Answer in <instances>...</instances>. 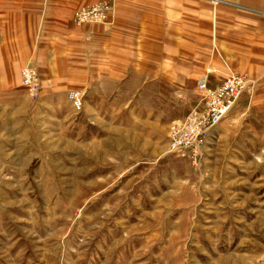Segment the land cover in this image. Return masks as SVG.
Segmentation results:
<instances>
[{
    "label": "rangeland",
    "instance_id": "rangeland-1",
    "mask_svg": "<svg viewBox=\"0 0 264 264\" xmlns=\"http://www.w3.org/2000/svg\"><path fill=\"white\" fill-rule=\"evenodd\" d=\"M243 74L194 164L167 153L177 121L128 138L131 120L98 121L84 95L32 99L20 70L0 87V264H264V71Z\"/></svg>",
    "mask_w": 264,
    "mask_h": 264
},
{
    "label": "crops",
    "instance_id": "crops-1",
    "mask_svg": "<svg viewBox=\"0 0 264 264\" xmlns=\"http://www.w3.org/2000/svg\"><path fill=\"white\" fill-rule=\"evenodd\" d=\"M98 1L0 0V87L19 83L32 57L43 95L82 90L98 121H132L119 127L129 138L200 108L197 84L209 69L212 87L230 71H264V0H115L112 23L77 26L76 8Z\"/></svg>",
    "mask_w": 264,
    "mask_h": 264
},
{
    "label": "built area",
    "instance_id": "built-area-1",
    "mask_svg": "<svg viewBox=\"0 0 264 264\" xmlns=\"http://www.w3.org/2000/svg\"><path fill=\"white\" fill-rule=\"evenodd\" d=\"M113 14L112 2H98L78 8L74 14V22L78 25L109 24ZM212 71L209 69L197 84L203 108L192 112L185 121L174 122L168 134L167 153L188 156L194 164H200L203 159L206 134L228 116L250 84L247 75L230 71L220 84L212 87L209 77ZM21 81L32 99L40 98L42 87L38 71L31 62L22 67ZM69 98L78 108L81 107L83 94L80 91H70Z\"/></svg>",
    "mask_w": 264,
    "mask_h": 264
}]
</instances>
